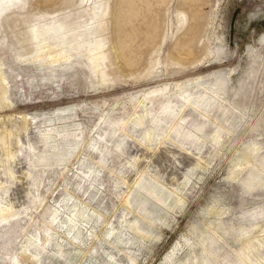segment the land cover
<instances>
[{
    "label": "rangeland",
    "instance_id": "obj_1",
    "mask_svg": "<svg viewBox=\"0 0 264 264\" xmlns=\"http://www.w3.org/2000/svg\"><path fill=\"white\" fill-rule=\"evenodd\" d=\"M263 41L264 0H0V67L13 103L0 125L25 130L22 144L41 150L50 145L42 134L57 128L61 149L52 158L24 148L18 165L1 162L0 172L31 176L0 175V192L14 188L27 207L0 226V264L23 261L27 237H49L55 211L66 220L81 202L93 219L80 248L41 264H169L174 248L170 264L199 263L204 252L210 264H264V187L248 190L264 184ZM64 49L69 58L55 62ZM6 134L9 155L16 142ZM137 214L147 237L130 228Z\"/></svg>",
    "mask_w": 264,
    "mask_h": 264
},
{
    "label": "bare ground",
    "instance_id": "obj_2",
    "mask_svg": "<svg viewBox=\"0 0 264 264\" xmlns=\"http://www.w3.org/2000/svg\"><path fill=\"white\" fill-rule=\"evenodd\" d=\"M100 7V6H99ZM100 9V8H98ZM47 22V21H46ZM92 24V23H91ZM98 24V23H97ZM94 25V24H93ZM92 26V25H90ZM89 26V27H90ZM87 27V31L90 30V28ZM86 28V27H85ZM50 29V28H49ZM81 29H84V28H81ZM80 29V30H81ZM38 31V30H37ZM36 31V32H37ZM35 32V33H36ZM69 32V31H68ZM73 32V31H72ZM38 33V32H37ZM79 33V32H78ZM87 33V32H86ZM66 34V33H65ZM68 34V33H67ZM85 34V33H84ZM62 35V34H61ZM78 35V34H77ZM60 36V35H59ZM63 36V35H62ZM37 37V36H36ZM54 37V36H53ZM68 38V37H67ZM71 38V37H70ZM92 38V37H91ZM89 38V39H91ZM51 39V38H50ZM80 39V36H78L76 39L74 38V40H69V41H61V43L59 45L61 46H67L69 44H73L76 40H79ZM92 40V39H91ZM96 40V39H95ZM93 41V40H92ZM80 42V41H79ZM78 42V43H79ZM264 42V41H263ZM48 41H45V42H42L40 43L41 45H39V47L41 46L42 49H44L47 45H48ZM262 43V42H261ZM39 44V43H38ZM57 43H56V46H59ZM91 41L87 40V42H83V46L89 51H90V47H91ZM55 48V47H54ZM63 48V47H62ZM65 48V47H64ZM70 48V47H68ZM39 49V48H38ZM41 49V50H42ZM46 49V48H45ZM56 49V48H55ZM100 48L98 47L97 50H99ZM40 50V49H39ZM40 50V51H41ZM50 50V49H49ZM107 50V49H106ZM44 51V50H43ZM67 50H63V52L59 55V58L56 59L55 62H60L61 60H66L67 58H69V56L66 54ZM47 52H49L48 50L46 51V53L44 54H47ZM52 52H54V50H52ZM102 52V51H101ZM99 54V53H98ZM40 56V53L38 54ZM44 56V55H43ZM72 60V59H71ZM41 61H45L44 57L41 59ZM70 63V62H69ZM42 65V64H41ZM47 65V64H46ZM49 65V64H48ZM45 66V65H44ZM53 67V66H52ZM8 79L5 77V71L2 69V67H0V109H5L7 107H11L13 105V103L11 102L10 100V97H9V87H8V84H7ZM31 117H24L23 118V121H24V124H33L34 123V119H30ZM140 125V123H139ZM25 127V126H24ZM23 127V128H24ZM18 128V127H17ZM40 129V128H39ZM25 131V130H24ZM20 129H13V128H9L8 132H5L4 128L2 127V125H0V136H3L4 134L8 135V138H9V141L11 142H16V146L14 145V143H12L15 148L14 150L11 151V153L8 155L6 151V149H2L3 148V142H0V164L1 162H6V160H3L4 158L6 159H9V161L11 160L13 162V164L15 165H18L19 162H18V158H17V154L21 153L20 151L23 149L24 151V148L29 152V154H31L32 156H35V154L37 153H40V154H43L44 156L46 155H51L50 157L53 158L56 157V156H59L60 155V147L57 146L56 144H54V142H52V136L53 134L55 135V133H58V135L60 134L58 129L57 128H51L49 129L46 133L42 134L43 137L46 139L45 141L48 142L50 145H47V148L45 149H40L39 147H35L33 143H31L30 141L28 142L27 140V144H22V139L26 138L27 136V133L26 131L24 132ZM65 134V133H64ZM63 135V134H61ZM74 136V135H73ZM44 141V140H43ZM44 141V143H45ZM56 143H57V140H55ZM101 140L99 139V142H97V145H95L94 149L96 148V146L100 145V147H98V153L99 154H104V149L102 148L103 146L101 145ZM26 143V142H25ZM63 143V142H62ZM33 144V145H32ZM43 146V145H42ZM61 146V145H60ZM12 148V147H11ZM44 156L42 158H44ZM41 158V157H40ZM59 158V157H58ZM90 158V157H89ZM39 160V159H38ZM103 160V159H102ZM42 161V160H41ZM38 163V162H37ZM6 164V163H5ZM36 164V163H35ZM4 165V164H3ZM2 166V165H0ZM4 167V166H3ZM2 168V167H1ZM85 173V172H84ZM0 175H5V176H8V177H11L14 181H18V180H22V179H29L31 174L29 172H24V171H20V172H14V173H11V171H8L6 170H3V172H0ZM40 176V175H39ZM94 177V179H96L95 177L97 176V172H95L94 170H91L89 169L87 174H86V177ZM80 177V175L78 176ZM85 177V178H86ZM83 178V179H85ZM93 179V178H92ZM86 181V180H85ZM91 182V181H90ZM93 182V181H92ZM85 183V182H84ZM102 183V182H101ZM127 182L124 181L123 182V185H125ZM90 184V183H89ZM96 184V183H95ZM161 184V183H160ZM88 185V183H87ZM91 185V184H90ZM93 185V184H92ZM161 186H163L161 184ZM88 187V186H87ZM92 187V186H91ZM96 187V186H95ZM129 187V185H128ZM164 187V186H163ZM257 187H264V184H261V185H250L248 190L249 191H253L255 190ZM83 188V186H82ZM90 188V187H89ZM100 188V187H99ZM164 188H162L163 190ZM100 190V189H99ZM144 190V189H143ZM177 190V189H176ZM147 194H149V196H152V198H154L157 202H160L162 203L161 201L163 200L161 197V195L158 194V190L157 188L153 187V186H149V188L145 189L144 190ZM165 191V190H164ZM167 193L169 192V195L171 197L173 196H177V193L176 192H172L170 189L169 191L166 189ZM178 192V190H177ZM14 193V188H10L8 190V192L4 191V190H1L0 192V226L4 227L8 224H10V221L11 219L14 218V214H13V209H21V208H26L25 207V203H18L17 199L13 196H11L12 194ZM86 193V192H85ZM30 190L27 189V197L30 195ZM21 197V196H20ZM26 197V198H27ZM165 203V202H164ZM85 204V203H84ZM87 204V203H86ZM73 205V204H72ZM75 206L73 211L71 213H69L70 215L66 218V220H64L63 218H61V213H59V211H55V213L53 214V218L50 219L46 225H48L50 227V231H52V234H48L49 237L47 238H43L41 235L38 236V235H31L30 237H27V239L25 240L24 244H23V247L21 250H19V253H20V256L22 257L23 261H21L19 259L18 256L16 257H12L10 258V263L9 264H24L25 263V259L27 260H32L35 264H41V261L43 259L44 256L48 255L49 258H64L66 257V254L68 255L69 253L65 251V248L67 246H71V247H75L78 242L81 243L82 241V236L84 235V231L88 230V225L91 223L90 221H92L91 219H93V216L92 217H89L88 214L85 212L86 210H84L81 205H82V202H81V205L80 206H76V203L74 204ZM85 206V205H84ZM83 206V207H84ZM141 206H146V204H141ZM166 206H167V203H166ZM72 207V206H71ZM81 207V208H80ZM86 207V206H85ZM91 207V206H90ZM60 208V207H59ZM88 208V207H86ZM71 209V210H72ZM60 210V209H59ZM70 210V209H69ZM90 210V209H89ZM132 210V209H130ZM95 211V209H94ZM134 211V210H133ZM136 211V210H135ZM134 211V212H135ZM96 212V211H95ZM94 213V212H93ZM130 213V212H129ZM128 214V213H127ZM67 215V214H66ZM95 215V213L93 214ZM98 215V213L96 214ZM138 215V220H136L135 222H133L132 224H130V228L136 232V234L138 233V235H141L142 232H144L141 228V224L140 222L143 221V219ZM104 216V215H103ZM126 216V215H125ZM66 217V216H65ZM103 218V217H102ZM123 218V217H122ZM142 219V220H141ZM94 221V220H93ZM126 221V220H125ZM108 222V221H107ZM98 223V222H97ZM104 223V222H103ZM102 223V224H103ZM131 223V222H130ZM94 224V223H93ZM100 226H101V223H99ZM106 224V223H105ZM122 224V223H120ZM123 224H124V221H123ZM129 224V222H128ZM149 224L151 225L152 222L150 221ZM107 225V224H106ZM219 225V224H218ZM92 226V225H91ZM108 226V225H107ZM7 227V226H6ZM68 228V237H64L61 236L60 232H59V228ZM90 227V226H89ZM104 227V226H103ZM106 227V226H105ZM223 226H221V229H222ZM117 228V227H116ZM122 228V227H121ZM124 228V227H123ZM122 228V229H123ZM126 228H128L126 226ZM224 228V227H223ZM60 229V230H62ZM66 230V229H65ZM92 230V229H91ZM95 230V229H94ZM92 230V231H94ZM105 230H108V229H105ZM87 232V231H86ZM89 232V231H88ZM96 232V231H95ZM105 232V231H104ZM116 232V230H112L111 233H109L110 235H114V233ZM91 233V232H89ZM93 233V232H92ZM148 233V232H147ZM146 233V234H147ZM97 234V233H96ZM99 234V233H98ZM104 234V233H102ZM108 234V232H107ZM121 234V233H120ZM146 234H142V235H145ZM149 234V233H148ZM93 235L95 236V234L93 233ZM118 235V234H117ZM115 235V236H117ZM47 236V235H46ZM89 236V235H88ZM93 236V237H94ZM103 236V235H102ZM87 237V236H86ZM92 237V236H91ZM144 237V236H143ZM147 237V236H146ZM96 238V237H94ZM120 238V237H119ZM118 238V239H119ZM117 239V240H118ZM85 240H88L85 238ZM84 240V241H85ZM98 240V238H97ZM108 240V239H106ZM96 241V240H95ZM103 241V240H102ZM219 241V240H218ZM118 242V241H117ZM188 242V245L189 247H192L194 244L190 243L189 240H187ZM202 242L204 244H206L207 242H210L211 244H214L216 242V238L215 237H211V236H205L203 237V240ZM66 243V244H65ZM83 243V242H82ZM110 243V242H109ZM116 243V242H115ZM123 243V242H122ZM113 244V243H111ZM119 244V243H118ZM78 248H80L79 245H77ZM212 246V245H211ZM51 247H53L51 249ZM131 247V246H130ZM76 248V247H75ZM82 248V247H81ZM116 248V247H115ZM91 249V248H90ZM207 250V249H206ZM80 251V250H79ZM89 251V250H88ZM203 251H205L203 249ZM175 252H176V248L173 249V251L166 257V261L168 262L169 261V264L174 262V258H175ZM208 252V251H207ZM88 254V252H87ZM208 253L204 252L203 253V256L200 260L199 263H196V264H210L209 261H207L206 257H207ZM78 256V255H77ZM68 257V256H67ZM84 257V256H83ZM109 259V258H108ZM49 260V259H48ZM135 260V259H133ZM192 260V259H191ZM136 261V260H135ZM189 261V260H188ZM195 261V259H194ZM28 263V262H27ZM32 263V262H31ZM189 263V262H188ZM186 262V264H188ZM33 264V263H32ZM78 264V263H77ZM111 264V262H110ZM134 264V263H133ZM182 264V263H181ZM185 264V263H184ZM191 264V263H190Z\"/></svg>",
    "mask_w": 264,
    "mask_h": 264
}]
</instances>
